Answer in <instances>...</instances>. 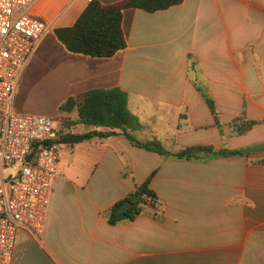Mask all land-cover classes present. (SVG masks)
<instances>
[{
    "label": "crops",
    "instance_id": "obj_1",
    "mask_svg": "<svg viewBox=\"0 0 264 264\" xmlns=\"http://www.w3.org/2000/svg\"><path fill=\"white\" fill-rule=\"evenodd\" d=\"M92 1L32 5L50 29L18 88L40 49L52 44L66 57L52 74L58 108L93 90L120 88L141 124L131 132L139 141L157 140L170 152L264 144V0H183L155 13L125 10L127 48L112 58L70 53L55 35ZM201 90L215 101L223 134ZM244 114L260 124L233 135L230 125ZM58 117L59 131L68 132L70 123L71 131L95 130L72 125L78 108ZM261 160L264 151L208 162L165 159L122 134L63 144L44 235L37 240L21 231L10 264H264V163H253ZM155 171L158 202L134 221L110 225L109 211Z\"/></svg>",
    "mask_w": 264,
    "mask_h": 264
},
{
    "label": "built area",
    "instance_id": "obj_2",
    "mask_svg": "<svg viewBox=\"0 0 264 264\" xmlns=\"http://www.w3.org/2000/svg\"><path fill=\"white\" fill-rule=\"evenodd\" d=\"M38 0H0V263L10 264L18 234L40 240L62 145L57 122L14 112V98L49 25L32 14Z\"/></svg>",
    "mask_w": 264,
    "mask_h": 264
},
{
    "label": "trees",
    "instance_id": "obj_3",
    "mask_svg": "<svg viewBox=\"0 0 264 264\" xmlns=\"http://www.w3.org/2000/svg\"><path fill=\"white\" fill-rule=\"evenodd\" d=\"M182 2L183 0H124L118 4L104 6L99 1L93 0L73 26L58 28L55 30V35L70 53L93 58H112L127 48V39L123 30L125 10L140 9L155 13L180 5ZM201 92L223 134V123L215 101L208 92L202 90ZM128 105V93L120 88L93 90L87 93L79 103L76 99L70 98L60 110L71 113L78 108L79 118L72 125L94 127L95 130L86 133L71 131L70 123L68 132L61 130L56 142L60 145H75L94 138L105 139L122 134L134 146L158 153L165 159L201 162H208L214 158H248L252 154L264 151V144H258L241 149L225 147L219 151L208 146H192L177 152H170L157 140L142 142L132 135L131 132L139 130L141 124L138 118L131 113ZM258 124L260 123L248 120L244 114L234 120L230 128L233 135L244 136ZM253 163L262 164L264 161ZM157 172L155 171L139 185L132 195L109 211L110 225H117L125 220L134 221L144 211L145 206L155 205L158 202V196L151 188V181ZM126 202H130L132 207L126 213H121L119 208Z\"/></svg>",
    "mask_w": 264,
    "mask_h": 264
},
{
    "label": "rangeland",
    "instance_id": "obj_4",
    "mask_svg": "<svg viewBox=\"0 0 264 264\" xmlns=\"http://www.w3.org/2000/svg\"><path fill=\"white\" fill-rule=\"evenodd\" d=\"M65 62L66 57L59 53L56 46L51 44L40 49L17 90L14 112L44 116L56 122H64L58 117L63 112L56 105V83L52 74L58 64Z\"/></svg>",
    "mask_w": 264,
    "mask_h": 264
},
{
    "label": "water",
    "instance_id": "obj_5",
    "mask_svg": "<svg viewBox=\"0 0 264 264\" xmlns=\"http://www.w3.org/2000/svg\"><path fill=\"white\" fill-rule=\"evenodd\" d=\"M131 207H132V204L130 202H126L120 206L119 211L121 213H126Z\"/></svg>",
    "mask_w": 264,
    "mask_h": 264
}]
</instances>
